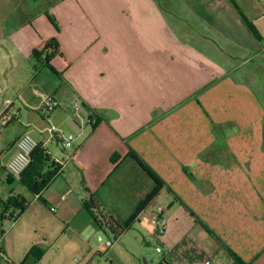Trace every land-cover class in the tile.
Returning <instances> with one entry per match:
<instances>
[{
  "label": "crops",
  "instance_id": "0c3cea01",
  "mask_svg": "<svg viewBox=\"0 0 264 264\" xmlns=\"http://www.w3.org/2000/svg\"><path fill=\"white\" fill-rule=\"evenodd\" d=\"M42 5L28 20L0 29V76L7 72L15 87L9 100L0 85V244L6 256L2 233L13 210L2 220L4 204L23 197L18 184L25 187L7 164L17 139L30 134L50 156L45 171L52 164L59 170L40 194L24 197L30 205L16 222L34 208L32 219L41 227L52 217L87 236L93 227L84 202L90 200L126 221L130 217L107 211L102 191L125 165L128 173L136 170L151 181L133 185L136 205L154 187L128 156L132 150L165 183L154 201L165 193L170 201L199 207L203 226L226 239L230 252L244 263L264 264V81L254 76L262 72L255 65H264V0ZM52 39L62 54L50 61L51 68L38 65L33 51ZM49 98L60 106L45 115ZM73 100L81 103L78 112ZM116 186L122 189V182ZM177 248L191 263L220 257L212 239L200 255L189 244Z\"/></svg>",
  "mask_w": 264,
  "mask_h": 264
},
{
  "label": "rangeland",
  "instance_id": "374dc122",
  "mask_svg": "<svg viewBox=\"0 0 264 264\" xmlns=\"http://www.w3.org/2000/svg\"><path fill=\"white\" fill-rule=\"evenodd\" d=\"M43 3H48V0H37L36 4H31L29 0H0V29L3 27L10 30L12 25L28 20L43 8ZM7 61L10 62V60ZM229 64L239 65L240 61H229ZM248 67H254V65ZM255 67L262 72L254 76L264 81V65L256 64ZM241 72L238 71L237 77H240ZM6 73L0 76V85L6 93V99L10 100V93L15 87ZM242 79L253 83L251 76L244 75ZM254 87L256 88L257 85ZM135 172L136 170L128 173L127 165H125L104 187L102 194L108 199L105 208L112 215L122 219L130 217L138 206L136 205L138 195L132 192L133 185L139 182V185L144 187L147 186V182L151 183L149 178L139 177ZM140 175L145 176L142 173ZM119 182H122V189L116 186ZM17 190L23 197H29L31 200L34 197L33 193L21 184H18ZM112 194L115 197H109ZM168 197L170 196L165 193L158 197L151 203L149 209L142 213L140 220L120 237L113 235L108 228L99 229L93 224L92 218L93 232L88 231L87 236H78L63 223L52 222L54 221L52 217H49L51 223L49 222L48 227H41L42 222L38 218L32 219L33 208L19 223L4 222L3 242L7 244L9 261L0 259V264H21L26 259L28 264L33 262L37 264H193L184 257L177 246L189 244L200 255L202 249L206 250L209 239L220 247V257H210L213 264H233L231 252L226 248L227 240L213 229L209 232L203 226L199 207L175 203ZM163 210L164 216L160 220L159 216ZM51 215L54 216L52 213ZM27 220L28 224H26ZM43 221L44 224L47 222L44 219ZM99 236L111 239L113 246L107 251H101L102 243L98 241ZM45 238L49 239L48 242L51 240L49 244L47 243L48 245L39 243L44 242ZM79 238H83L84 242ZM182 241L184 242L181 243ZM34 247L44 252L43 257L38 261L30 254Z\"/></svg>",
  "mask_w": 264,
  "mask_h": 264
},
{
  "label": "trees",
  "instance_id": "16d2710c",
  "mask_svg": "<svg viewBox=\"0 0 264 264\" xmlns=\"http://www.w3.org/2000/svg\"><path fill=\"white\" fill-rule=\"evenodd\" d=\"M49 20L52 24L59 29V24L57 20L47 14ZM61 46L56 39L50 40L44 48L40 49L37 48L33 51V56L35 57L38 65H45L48 68H51L50 61L56 56L61 55ZM95 128L99 125L100 121L96 118ZM112 132L118 136V134L109 126L107 125ZM130 158H132L154 181V187L151 191L146 195V197L138 204L133 214L130 216L129 219L126 221H120L113 216L108 215L105 211L100 208V205L97 204L94 200H90L84 202V208L90 213L94 224L101 230L108 228L113 235L116 237H120L124 232L130 230L135 222H137L140 214L144 212L154 199L159 195L160 191L164 188L165 183L162 178L157 175L152 169H150L141 159L140 157L130 150L128 154ZM117 157V156H116ZM115 156L113 161L117 159ZM51 159L48 155L47 151L43 149L40 145L34 150L32 153V162L24 171L20 183H22L29 191L34 194H40L42 190H44L47 185L51 182V180L55 177L56 173L59 170L58 165H53L48 168L47 171L45 169L49 166ZM30 202L26 200L24 197H17L12 198L4 204V212L2 214V220H5L6 214L13 210V213L10 214L9 218L13 222H16L21 215L28 209ZM97 210V213H95ZM4 234V231L3 233ZM35 259L38 261L40 260L44 252L38 248H33L30 253ZM236 264H247L242 262L236 255L232 252ZM9 261V260H8ZM7 261V262H8ZM21 264H28L27 259ZM31 264H37L33 262Z\"/></svg>",
  "mask_w": 264,
  "mask_h": 264
},
{
  "label": "built area",
  "instance_id": "2783aa9c",
  "mask_svg": "<svg viewBox=\"0 0 264 264\" xmlns=\"http://www.w3.org/2000/svg\"><path fill=\"white\" fill-rule=\"evenodd\" d=\"M70 105L72 108L75 109L76 112H78L81 108V103L79 100H73ZM59 106L60 103L57 100L49 98L44 104L42 113L47 115V113L57 109ZM73 139V136H70L65 141V146L70 147L73 142ZM16 147L17 151L14 156L9 160L7 164V170L15 180L20 181L24 171L32 162V153L38 147V143L30 134H23L17 139ZM52 211H55V209H52ZM94 211L95 213H97V210L94 209ZM98 241L102 243L101 251H107L108 248L113 246L112 240L105 239L103 236H99ZM158 251H160L159 248ZM0 258L3 260H9L4 251L2 250L1 244ZM193 264H210V260L208 259L203 262H194Z\"/></svg>",
  "mask_w": 264,
  "mask_h": 264
}]
</instances>
